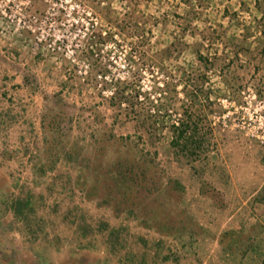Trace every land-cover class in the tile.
Masks as SVG:
<instances>
[{"label":"rangeland","instance_id":"1","mask_svg":"<svg viewBox=\"0 0 264 264\" xmlns=\"http://www.w3.org/2000/svg\"><path fill=\"white\" fill-rule=\"evenodd\" d=\"M49 8L58 27L87 36L44 56L27 33L0 35V199L31 193L35 209L31 232L0 206V261L132 264L128 253L154 264L162 252L171 257L164 264H264V144L258 138L264 59L234 54L236 45L248 43L253 53L262 45L264 0H35L28 11L43 15ZM17 19L0 14V27H17ZM28 72L37 79L31 85L24 82ZM119 81L136 89L146 116L161 128L167 179L183 187L171 237L85 201L73 189V167L60 164L47 184H34L30 158L44 149L43 95L62 93L79 108L96 106L112 125L107 101ZM82 112L76 133L87 138L96 125ZM186 122L197 128L201 145L192 158L175 156L170 146L174 127ZM114 130L136 139L134 125L123 119ZM84 221L120 229L126 248H112L97 233L80 241Z\"/></svg>","mask_w":264,"mask_h":264},{"label":"trees","instance_id":"2","mask_svg":"<svg viewBox=\"0 0 264 264\" xmlns=\"http://www.w3.org/2000/svg\"><path fill=\"white\" fill-rule=\"evenodd\" d=\"M251 48L248 43L236 45L234 54L236 58L242 53L247 57L264 59V39L255 53ZM197 56L204 60L198 52ZM35 81L34 75L26 73V85ZM43 99L45 109L41 116V127L44 149L41 155L30 158L35 186L47 184L48 173L54 172L58 165L73 167L76 171L73 189L79 191L85 201L95 203L99 208L108 207L119 217L127 214L134 217L142 228L171 237V232L177 226L175 219L180 214L177 212V201L183 187L177 181L167 179L166 169L160 160L158 135L162 132L161 128L146 116L136 89L132 90L126 82L116 84L113 96L107 101L115 116L112 125L106 122L96 106L79 108L75 103H69L62 93L52 96L44 94ZM85 110L90 112L96 129L87 138H81L76 130L82 123L80 119ZM121 119L134 125L136 139L115 133L114 126ZM196 138L197 128L192 122L174 127L170 143L174 155L199 156L201 145L196 144ZM33 200L34 196L28 193L13 200L1 198L0 206L12 212L17 222L34 232L31 228L35 213ZM95 228L84 221L78 230L79 240H88L97 233L105 235L112 248H126L120 241V229L102 221ZM180 241L183 242L182 239ZM191 241L195 242L194 236H191ZM126 256L132 264L139 259L133 254L127 253ZM139 260L140 264H148L145 255ZM169 261L170 256L158 252L154 264Z\"/></svg>","mask_w":264,"mask_h":264},{"label":"built area","instance_id":"3","mask_svg":"<svg viewBox=\"0 0 264 264\" xmlns=\"http://www.w3.org/2000/svg\"><path fill=\"white\" fill-rule=\"evenodd\" d=\"M35 0H0V14L5 18L9 13H13L17 19V27H0V35L3 38H23L27 33L33 37V42L36 48L44 56H52V52L57 49L72 47L76 38H85L86 33L82 29L78 31L72 30L74 27H58L55 15L52 14V8H49L43 15L30 13L29 7ZM50 3V0H46ZM94 28V27H92ZM77 29V27H76ZM88 30V27L85 28ZM72 31L76 32L74 38L71 39ZM71 45H68L70 44ZM81 43V40L78 41ZM76 47H81L80 44ZM65 45V46H63ZM73 54V51H71ZM86 68L88 66L86 65ZM264 144V131L261 136H258Z\"/></svg>","mask_w":264,"mask_h":264},{"label":"crops","instance_id":"4","mask_svg":"<svg viewBox=\"0 0 264 264\" xmlns=\"http://www.w3.org/2000/svg\"><path fill=\"white\" fill-rule=\"evenodd\" d=\"M35 63H36V62H35ZM42 65H43V63L38 64L39 67H41ZM38 76H39V78H40V77H44V75H38ZM0 248H4V247L1 245ZM1 250H2V249H0V257H1V255H2ZM0 262H1V264H8L7 262H3V261H0ZM86 263H90L89 260H87ZM120 264H121V263H120ZM133 264H140V263L135 262V263H133Z\"/></svg>","mask_w":264,"mask_h":264}]
</instances>
